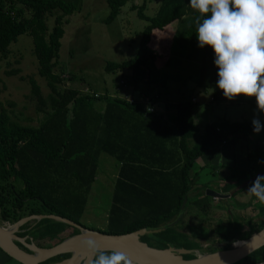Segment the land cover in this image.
<instances>
[{"label": "trees", "instance_id": "1", "mask_svg": "<svg viewBox=\"0 0 264 264\" xmlns=\"http://www.w3.org/2000/svg\"><path fill=\"white\" fill-rule=\"evenodd\" d=\"M105 1L109 10L104 22H109L126 0ZM146 1L130 5L136 15L145 20L136 50L119 61L107 60L104 69L128 70L126 79L131 84H154L160 68L170 62L168 52H163L157 44L159 36L163 30L173 29L171 25L175 21L169 49L179 43L181 53L196 58L195 64L186 66L189 76L193 75L192 89H210L214 101L224 100L222 91L216 87L218 69L213 50L209 46H198L196 17L200 13L191 8L190 0H158L151 15L143 11ZM55 10L60 12L55 13ZM70 11V4L63 0H0V58L7 56L8 45L18 34L31 35L37 74L49 89L46 96H42L39 85L28 77L30 92L38 104L35 125L11 118L0 103V218L13 221L30 213H54L81 224L79 218L96 175L97 157L104 151L114 157L118 169L107 210L106 229L98 230L121 233L142 226H162L159 231L142 234L140 239L155 247L168 244L198 247L177 230L179 224L169 222L176 216L180 221L191 200L201 213L205 214L210 207L204 188L196 184L194 161L205 150L237 132L254 133L252 120H229L222 116L205 123L198 133L193 102L189 98L192 89L186 97L175 102L164 100L163 106L170 107L173 112V121L169 123L156 110L148 113L146 104L129 102L105 90L97 91L86 82L74 81L72 76L61 86V69L56 71L54 67L63 34L62 24L66 22L64 15ZM46 14L53 15L48 31ZM186 17L184 33L177 34V23ZM38 34V39L34 40ZM15 72V69L7 71L9 74ZM84 86L97 91V95L82 92ZM116 86L118 92L121 88L118 82ZM156 100L158 98H152L154 109L159 104ZM98 102H102V107H97ZM260 122L262 128L258 138L264 146V122ZM238 173L241 176L237 174L234 181H225L223 190L245 179L244 185H252L255 180L249 179L252 173ZM242 188L243 185L233 190L232 195ZM183 196L186 200L180 208ZM250 199L256 198L250 194ZM251 215H260V218L253 220ZM203 224L208 223L198 219L190 228L198 237L216 235L207 251L228 247L230 241L243 239L264 224V204L252 209L250 215L234 213L229 227L214 232L212 227L205 230ZM63 226V222L50 218L39 219L34 225L39 238L51 237V229ZM195 227L202 229L195 232ZM147 234L152 236L154 244L149 243ZM66 255L58 254L53 259ZM263 260L264 244L232 264H255Z\"/></svg>", "mask_w": 264, "mask_h": 264}, {"label": "rangeland", "instance_id": "2", "mask_svg": "<svg viewBox=\"0 0 264 264\" xmlns=\"http://www.w3.org/2000/svg\"><path fill=\"white\" fill-rule=\"evenodd\" d=\"M63 1L70 4L71 11L64 15L66 22L62 24L63 34L60 38L58 56L54 67L56 71L61 69L63 78L61 86L66 85L68 83V78L72 76L73 80L80 84L86 82L90 87L101 92L104 91V87H107L109 90L107 93L113 94V92H116V82H118L120 78L126 79L129 72L128 70L119 69L106 71L104 69V63L107 60L119 61L130 57L136 50L139 33L145 24V20L139 18L136 15L135 9H132L130 5L140 4L142 0H126L125 3L120 6L116 16L109 22H104V18L109 10L105 0ZM157 4L158 0H147L143 10L144 13L151 15ZM58 12H60V10H55V13ZM187 20L188 17L177 23V34H181V32L184 33L183 28ZM45 22L48 31L53 24V15L46 14ZM174 22L175 21H173L171 25L173 27L175 25ZM38 36L39 34L34 40H37ZM168 36L169 35H166V38ZM157 44L160 46L159 41ZM163 44L159 48L165 53L167 51L170 55L169 65L160 68L157 81L154 82V84L153 82H139L137 86L149 88V91L165 90L167 92H163V96H165L168 101H174L186 97L191 91L193 86V75L189 76L190 70L186 66L195 64L196 58L193 59V57H187L185 54L181 53L178 48L179 43H177L176 46L174 45L171 50L166 42ZM167 47L169 50H167ZM12 69H15L16 72L7 73V71ZM30 76L39 85L40 92L42 96L45 97L49 89L45 84V80L37 74V62L33 51L32 37L27 33H20L16 36L14 41L9 43L7 56L5 58H0V103L11 118L24 124L35 125L38 121V119H36V107L38 104L35 96L30 92V83L28 81V77ZM127 82L125 81L126 84L124 87H121L123 89H119L117 95H126V93H124V88ZM161 94L160 92V95ZM98 104L102 107V102H98ZM242 105L245 106L246 113V107L248 106H251L255 114L258 112L257 109H255L257 106L255 104L245 103V105ZM215 111L218 113V107H216ZM215 115L216 114H213L212 118H214ZM247 117H253V115L247 114ZM199 132H201V130H198V133ZM97 162V177H95L90 185L91 187L88 191L89 196L87 195V203L85 205L86 211L84 212L82 221L88 227L106 229V211L111 200L112 182L114 181V174L116 175L117 161L112 155L100 151ZM199 163L200 161L196 159L193 164L196 170V182L201 186L207 185L205 187L209 188L217 187V172L213 171L210 164L197 167ZM238 175L232 176L231 178H236ZM207 197L209 198H207L208 201L211 203L205 213V220L208 223L203 224L205 230L212 227V231L214 232L224 226L229 227L230 218L234 213L242 212L245 215H250L253 209H237V206H233L230 198L211 199L210 195H207ZM246 197L250 199V193L249 196L247 195ZM244 200L246 202L244 206H252L256 203H261L259 201L256 203L251 201L252 203H249L246 201L247 199ZM217 201H219V203H217ZM185 212V215L180 221H178V216H176L175 218H171L169 222L179 224L176 226L177 230L186 234V240L196 243L198 247L195 248H197L199 253L206 252L208 249L207 246L211 243V239H216V235H211L209 238H204L203 235H200V237L195 236L190 226L198 221V218H191L189 214H192V212L190 210ZM203 214L204 213L200 212L199 216L201 217ZM251 216L253 220H258L259 218L255 215ZM1 221L2 223L10 222L0 218V222ZM29 222H31V220L21 226H26ZM67 225L69 228L73 227L69 224ZM67 225L64 224V226ZM242 227L246 229L247 225L243 223ZM201 229L202 228L196 229L195 227V232ZM230 234L231 232L228 231L227 235ZM146 238L149 243H155L150 234H147ZM45 239L46 238H39L40 243H44ZM109 254H111V252H109ZM0 264L22 263L8 257V259H5V261Z\"/></svg>", "mask_w": 264, "mask_h": 264}, {"label": "clouds", "instance_id": "3", "mask_svg": "<svg viewBox=\"0 0 264 264\" xmlns=\"http://www.w3.org/2000/svg\"><path fill=\"white\" fill-rule=\"evenodd\" d=\"M196 17L198 46L212 48L218 69L216 87L229 100L238 96L255 98L264 114V0H190ZM207 14V15H206ZM259 133V119L252 120ZM264 204V175H257L247 190ZM87 264H135L125 252L107 254L92 238L82 241Z\"/></svg>", "mask_w": 264, "mask_h": 264}, {"label": "water", "instance_id": "4", "mask_svg": "<svg viewBox=\"0 0 264 264\" xmlns=\"http://www.w3.org/2000/svg\"><path fill=\"white\" fill-rule=\"evenodd\" d=\"M204 193L214 197L228 196V193L211 188H205ZM185 200L186 196H183L180 208L184 206ZM41 218L64 222L75 227L77 231L50 246H39L26 235L18 234L19 227L23 223ZM162 228V226L155 228L142 226L127 232L108 233L83 226L58 214L30 213L10 222H0V249L22 264H87L89 256L82 246V241L92 238L102 250L123 251L135 261V264H232L264 244V224L247 237L232 240L228 247L202 253H199L195 247L187 248L171 244L155 247L140 239L142 234L156 232ZM65 253L66 256L53 259L54 256ZM188 253L193 255L183 256Z\"/></svg>", "mask_w": 264, "mask_h": 264}, {"label": "crops", "instance_id": "5", "mask_svg": "<svg viewBox=\"0 0 264 264\" xmlns=\"http://www.w3.org/2000/svg\"><path fill=\"white\" fill-rule=\"evenodd\" d=\"M173 29H174V27H173ZM173 29H169L168 31L163 30V34H161L159 36L160 46L166 42L168 44L167 46L170 47V45L172 43L170 41H171V34L173 32ZM166 35H169V38L168 37L166 38ZM167 50H169L168 47H167ZM103 90H105L106 92H109L107 87H104ZM149 90H150L149 88H142L140 86H137V84L127 83V85L124 88V93H126L127 95L135 96L139 92L140 93L142 92L145 94H150L149 95L150 97L154 96L152 98H155V99L158 98V100H156V101H158L159 104L156 105L155 110L157 111V113L160 112L161 114H163V116L167 118L169 123H172V121H173L172 109L170 107H167V106L164 107L163 106L164 100H167L166 97L163 96V92L166 93L167 91H165V90L164 91L163 90H161V91H156V90L155 91L154 90L149 91ZM160 92L162 93L161 95H160ZM189 98L193 102L194 122H195L198 130H201L205 123L211 122V121L217 119L218 117H222V116L228 118L229 120H237V121L243 120V119L253 120V118H257V119L264 122V114H261L258 111L256 113L257 114L256 115L254 113L253 109H251V106L246 107V110H247V113H246L245 112V106L242 105V104L245 105V103L246 104L250 103V104L256 105V101H255L254 97L246 98V97L241 95V96H238L232 100L225 98L224 100L214 101L212 99L210 89H200L198 87L197 88L194 87L192 89V92H191ZM192 98L194 100H192ZM175 101L176 100L168 101V102H175ZM97 107L100 108L101 107L100 104L97 103ZM216 107H218V113L219 114L216 113L217 111H215ZM255 109H257V106L255 107ZM213 114H216L214 118H212ZM247 114H252L253 117H247ZM258 116H260V117H258ZM258 135H259L258 133L244 134L242 132H237L233 136H230L227 139L223 140L219 145L205 150L203 153H201L196 158V159H198V161H200V163H199V165H197V167L206 166V165L210 164L213 168V171L217 172V174H218V179L216 181L217 187H212V188L210 187V188L214 189V190H218V191L223 192V193H228V196H226V197L225 196L224 197L210 196L211 199L212 198H217V199L230 198V200L233 203V206L234 205L237 206V209H239V208L248 209L250 207L253 209H256L257 206L262 204V203H256V202H258L257 199L252 200V199H249L246 197L247 195L249 196V193L247 192V190L250 187V185H247V184L244 185L246 182L245 178H244L245 180H243L240 184H237L235 186H231L228 189L223 190V185H224L225 181H227V182L234 181V177H233V179L231 177L236 176L238 174L237 172H241V170L244 172L252 173V176H250L249 179H253V178H256L257 175H263L264 174V146H261V141L259 140ZM191 142H193V139ZM116 167H117L116 168V174H117L118 163H117ZM242 167H243V169H242ZM193 169H195V168H193ZM223 169H227L228 172H227V170H223ZM97 170H98V166H97ZM97 170H96L95 177H97ZM239 176H241V175H239ZM115 178H116V175L114 174V181H115ZM114 181L112 182L113 184H114ZM196 184L201 186L198 183H196ZM241 185H243V188L234 191L235 194L233 196L232 191L239 188ZM205 186H207V185H204L202 187L204 189L209 188V187H205ZM87 195L89 196V193ZM205 195L207 196V194H205ZM244 199H247L246 201L249 203L255 202L256 204H254L252 206H244V204L246 203ZM190 202L187 204L185 210L186 211L190 210L192 212V214H189L191 216V218L196 217L198 219L205 220V217H206L205 214H203L200 217L199 213L201 211L196 206V204L193 203L192 200ZM86 203H87V199H86L85 205H86ZM217 203H219V201H217ZM85 211H86V207L84 206L83 212L79 218V221L83 226H86L82 221V219H83L82 217L84 216ZM185 213H184V215H185ZM106 216H107V211H106ZM257 216L260 218V215H257ZM50 219H52V218H50ZM38 220L31 219V222L26 224V226H20L18 234L19 235H26L27 237L31 238L35 243H37L39 246H50V245L58 242L59 240H61L65 236L74 233L73 230L77 231V229L75 227H74V229H73V227L69 228L68 225L63 222L67 226H63L62 228H55L53 230L51 229L50 233L53 232L52 233L53 235L51 237L46 238L44 240V243H39L40 242V240H39L40 234L37 233V229H35V227H34L36 221H38ZM53 220H55V219H53ZM94 229H96V228H94ZM107 254H109V251H107ZM8 257L9 256H7V254L0 249V263L4 262L5 259H8Z\"/></svg>", "mask_w": 264, "mask_h": 264}, {"label": "built area", "instance_id": "6", "mask_svg": "<svg viewBox=\"0 0 264 264\" xmlns=\"http://www.w3.org/2000/svg\"><path fill=\"white\" fill-rule=\"evenodd\" d=\"M118 83L120 85V87H124V85L126 84L124 79L123 78H120L118 80ZM117 86L115 87V90L117 91ZM82 92H87L88 94H92L93 96H96L97 95V91H94L92 90L91 88L87 87V86H84L82 88ZM109 95H117V92H113V94L111 93H108ZM120 96V95H118ZM120 97H123L125 98L126 100H128L129 102H138V103H141V104H146L145 105V110L148 112V113H154L155 112V109L153 107V105L151 104L152 101V98L145 94V93H139L138 95H135V96H127L124 95V96H120ZM193 99V98H192ZM255 264H264V260L263 261H259V262H256Z\"/></svg>", "mask_w": 264, "mask_h": 264}, {"label": "flooded vegetation", "instance_id": "7", "mask_svg": "<svg viewBox=\"0 0 264 264\" xmlns=\"http://www.w3.org/2000/svg\"><path fill=\"white\" fill-rule=\"evenodd\" d=\"M224 241H225V240H224ZM224 241H223V242H224ZM39 243H40V242H39ZM219 243H221V242H218L217 244L219 245ZM35 244H37V243H35ZM221 244H222V243H221ZM37 245H38V244H37Z\"/></svg>", "mask_w": 264, "mask_h": 264}, {"label": "bare ground", "instance_id": "8", "mask_svg": "<svg viewBox=\"0 0 264 264\" xmlns=\"http://www.w3.org/2000/svg\"><path fill=\"white\" fill-rule=\"evenodd\" d=\"M238 242H239V241H238ZM238 242H237V243H238Z\"/></svg>", "mask_w": 264, "mask_h": 264}]
</instances>
